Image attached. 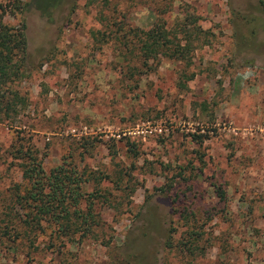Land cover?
Listing matches in <instances>:
<instances>
[{"label": "rangeland", "instance_id": "374dc122", "mask_svg": "<svg viewBox=\"0 0 264 264\" xmlns=\"http://www.w3.org/2000/svg\"><path fill=\"white\" fill-rule=\"evenodd\" d=\"M0 5L26 41L9 86L22 102L0 108V225L26 215L19 153L85 179L78 207L96 220L13 225L0 264H264V0ZM187 15L189 62L142 68L133 33Z\"/></svg>", "mask_w": 264, "mask_h": 264}, {"label": "trees", "instance_id": "16d2710c", "mask_svg": "<svg viewBox=\"0 0 264 264\" xmlns=\"http://www.w3.org/2000/svg\"><path fill=\"white\" fill-rule=\"evenodd\" d=\"M15 8H21L18 1L12 5V9ZM5 12V8L0 5V108L4 114L7 109L14 110L15 105L22 102V97L9 86L22 74L26 51L24 22L21 20L15 26L3 23L2 16ZM191 30L193 27L189 15L170 29L154 22L148 29L133 33L136 43L134 48L129 49H136L141 67L146 70L161 56L183 60L187 64L193 49L190 43L193 36ZM18 158L22 159L21 178L25 182L19 203L27 211L24 218L16 217L14 224L10 223L14 217L4 213L6 222L3 221L0 225V238L9 235L10 230H17L15 226L27 237L30 232L40 230L41 223L45 221L55 225V235L90 232L91 225H94L92 222L96 221L90 211L91 206L87 205L85 209L78 207L84 195L80 186L85 179L70 173L63 165L45 172L40 161L32 155L24 156V153H19ZM216 192L219 198L224 197L220 189Z\"/></svg>", "mask_w": 264, "mask_h": 264}]
</instances>
